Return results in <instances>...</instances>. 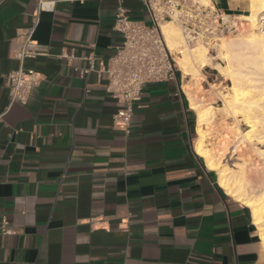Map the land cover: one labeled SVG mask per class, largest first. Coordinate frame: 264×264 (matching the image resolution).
I'll list each match as a JSON object with an SVG mask.
<instances>
[{"label":"crops","instance_id":"crops-1","mask_svg":"<svg viewBox=\"0 0 264 264\" xmlns=\"http://www.w3.org/2000/svg\"><path fill=\"white\" fill-rule=\"evenodd\" d=\"M36 1L0 0V264H264L252 209L196 150L187 87L199 97L203 82L180 70L147 84L129 132L114 127L121 104L97 70L122 45L120 0H60L42 13L24 65L44 80L10 104ZM212 1L236 14L251 4ZM122 4L148 18L141 0ZM90 55L95 69L82 75Z\"/></svg>","mask_w":264,"mask_h":264},{"label":"built area","instance_id":"built-area-1","mask_svg":"<svg viewBox=\"0 0 264 264\" xmlns=\"http://www.w3.org/2000/svg\"><path fill=\"white\" fill-rule=\"evenodd\" d=\"M59 1H36L32 22L20 36L19 47L14 53L19 67L8 74L10 104L25 103L31 90L44 80L43 73L26 68L24 62L36 54L32 46L42 13L53 12ZM122 1L114 20V29L122 35V45L97 71L106 75L107 91L121 104L114 114V127L128 133L134 105L141 100L147 84L175 79L180 71L175 53L166 42L164 22H174L188 44L202 43L210 50H214L224 37L237 35L247 22L239 14L218 7L212 0H141L148 18L132 17ZM259 18L264 23V11ZM86 59L90 67L81 69L82 75L95 69V57L90 55ZM4 232L11 233V230L4 229Z\"/></svg>","mask_w":264,"mask_h":264},{"label":"bare ground","instance_id":"bare-ground-1","mask_svg":"<svg viewBox=\"0 0 264 264\" xmlns=\"http://www.w3.org/2000/svg\"><path fill=\"white\" fill-rule=\"evenodd\" d=\"M250 7L251 14H239L241 19L251 24L248 25V29L241 30V33L249 35L252 41L250 51L242 54H235L236 47L233 48L235 37H224L215 48L217 55L213 56L211 50L202 43L188 44L174 22H164L162 29L169 48L175 53L183 79L194 81L196 74L203 73L207 67L217 69L231 78L232 90L225 94L224 98L226 107L235 120L245 119L247 127L243 132L246 138L251 141L256 139L264 144V29L260 28L264 23H261L259 18L264 11V0H251ZM216 59L218 61H215ZM190 91L187 87L192 107L198 110L199 138L196 150L206 164L217 172L219 184L224 190L252 209L254 223L259 228L264 248V189L258 194L249 191L248 186L253 176L250 172L252 167L246 162L233 168L224 164L222 151L227 147L224 145L230 142L232 131L230 132L228 124L218 122L217 127L213 126L215 110L211 107L200 109L199 97L196 94L191 95ZM210 131L216 134L218 145L222 146L220 149L215 145H209L211 138L209 136L212 134Z\"/></svg>","mask_w":264,"mask_h":264},{"label":"rangeland","instance_id":"rangeland-1","mask_svg":"<svg viewBox=\"0 0 264 264\" xmlns=\"http://www.w3.org/2000/svg\"><path fill=\"white\" fill-rule=\"evenodd\" d=\"M251 12L252 9L249 7L248 13L251 14ZM248 25L251 24L247 22L242 31L248 29ZM230 37H235V41L233 43V48L235 49L236 47L235 54H242L244 52L250 51V45L252 44V41L249 35L246 33L242 34L240 31L237 35H232ZM211 55H217L216 49L211 50ZM215 61L218 60L216 59ZM194 81H197V84L203 82L207 87L206 89L202 90L205 93L199 96L200 109L207 107L213 108L215 110L216 117L213 126L217 127L218 122H220V124H228L230 132L232 131V138L230 139L229 143L224 145V147H227L224 151H222V159L224 164L230 168L242 165L243 163L250 165L252 167L250 172L253 176V179L249 184L248 189L253 194H258L264 189V150H262V148H264V144L256 139L251 141L246 138V135H244L243 132L247 127L245 119H241L240 121L235 120L233 116H231L229 109L226 107L224 98L225 94H229L232 90L231 78L222 74L217 69L207 67L203 73L196 74ZM199 89L201 88L199 87ZM204 96H208V100H206ZM209 137H211L209 139L210 146L215 145L216 147H219V149L222 147L218 145V139L215 133H212Z\"/></svg>","mask_w":264,"mask_h":264}]
</instances>
